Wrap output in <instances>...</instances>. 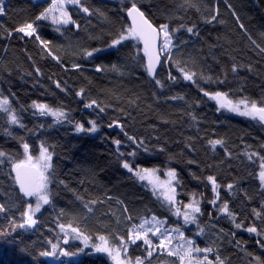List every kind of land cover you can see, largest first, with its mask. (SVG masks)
I'll use <instances>...</instances> for the list:
<instances>
[{
  "label": "snow or ice",
  "instance_id": "1",
  "mask_svg": "<svg viewBox=\"0 0 264 264\" xmlns=\"http://www.w3.org/2000/svg\"><path fill=\"white\" fill-rule=\"evenodd\" d=\"M255 2L258 6L264 7V0H255ZM33 3L46 4V6H42L34 16H26L13 28L0 24L4 39H12L15 35L21 40H33L41 56L51 58L64 71L69 70L65 65L64 56L70 55L73 58L71 70L79 72L88 84H91V79L85 75V65L80 61L94 60L95 54L104 49L90 48L79 42L70 43L65 49L64 45H54L52 40L45 38L41 34V29L50 26L61 37H65V34L73 29L79 32L81 23L74 18V14H82L85 19L96 16L108 24L118 23L119 27L114 32L108 33L110 42L106 47L118 52L120 48L126 46L125 42H133L132 46L135 48V54L131 57L133 66L143 69L140 77L146 74L148 83L152 85L151 96L154 100L157 102L161 99L183 101L189 109L193 105L199 106V101L189 103L183 94H168L173 86L188 82L196 85L203 97L215 101L217 112L234 113L264 128V90L259 98L246 94V77L239 75L241 70H246L247 73L258 77H264V73L260 72L253 63L241 64L236 62L234 56H231L230 59L233 62L230 65V71L234 78L239 80V86L234 89L227 87L229 85L228 70H223L221 74L214 76L206 72L201 65V60L206 57L192 53L185 54L184 49L189 46L190 40L199 39L201 36L198 24L185 22L183 16L179 14L189 9L201 13L202 6L194 0H180L176 4L175 11L161 9L160 19H157L156 11L151 7L153 0H119L118 19L115 22L102 9L88 6L85 0H33ZM223 3L239 28L248 36L256 54L264 57V46L248 34L234 6L229 3V0H223ZM203 8L206 12V15H203L205 24L210 25L214 21L224 23L218 20L220 16L218 0L213 5H203ZM9 11L5 0H0V17L7 15ZM261 36L264 37V33H261ZM89 39H102V37L89 36ZM5 51H7V45ZM28 59L34 65L36 76H42L41 68L35 64L30 54ZM4 70L8 71L6 66ZM94 71L105 74L115 72L120 76L130 74L128 65L117 63L94 64ZM164 73L166 75H162ZM8 74L11 75V72L9 71ZM54 75L48 76V79L54 83L56 89L65 94L71 91L65 86L67 81H62L60 78L54 79ZM201 82L204 85H216V88H205L201 86ZM225 87L227 90H224ZM9 92L12 99L0 91V114H3L8 126L4 128L3 134L16 140L19 149L0 148V176L6 177L10 182L6 186L3 181H0V214L19 212V222L14 217L10 221L9 231L15 232L17 229L26 231L36 229L42 224L41 217L49 209L56 213L55 228L58 231L55 242L48 239L47 244L50 248L33 256L35 261L43 257L59 261V264H82L84 256L103 254L111 264H231V254L227 251V248L231 247L249 258L245 264H264V255H256L248 251L245 247L247 242L237 238L238 231L246 232L250 236H255V244L260 250H264V142L256 146L245 144L242 153L236 156L237 159L243 156L252 165L258 164V171L250 172L249 175L258 180V195L261 202L259 208L251 209L250 215L254 219L250 223H245L247 217L238 220L241 214L230 207L228 199H222L221 189H225L229 195H235L240 191L236 183L223 185L215 174L201 176L196 172L189 173L194 180L210 186L212 198L207 203L217 213L216 219L221 217L227 219L233 226L234 230L226 232L223 228L216 229V224L201 223V217L205 215L202 208L205 200L203 193H187L189 196L187 203L178 199L185 194L178 192V189H183L185 186L175 167L168 166L163 172L162 179L160 168L143 167L137 162L142 153H150L153 150L164 153L167 142L150 147L145 137L129 134L126 122L113 119L107 127L119 128L127 141L125 143L119 138L111 140V143L115 145L114 155L119 167L126 170L130 179L149 189L161 209L169 213V217L176 219L170 221L169 217L155 213L134 216L129 212L124 200L114 198L106 190L102 194L89 191L85 185L95 184V173L91 169H81L83 175L78 184L82 186V190L71 187V181L57 171V165L54 162V157L57 156V145L50 143L45 133L49 129L68 124L72 126L76 134H96L102 126L98 119L88 120L89 126L85 127L84 123L75 121L70 111L63 106H53L33 100L29 107L34 115L52 118L51 124H39L38 129L42 131L37 132L27 128V125L22 122L20 113L24 108L21 106L18 111L13 106L16 94L10 90ZM108 94L116 101L124 99L119 91H109ZM74 95L80 98L85 109H92L98 116L112 107L111 103H106L103 99L91 98V92L86 87H80L79 90L74 91ZM139 101L141 96L134 95V98H129L127 103L138 108ZM118 111L125 117L130 115L123 107H119ZM186 114L195 125L199 124L194 112L188 111ZM160 119L164 124L170 123L164 116ZM12 126H18L36 136L39 141L38 148L22 136H13L10 131ZM197 131H199L198 128ZM154 139L159 141L160 137L157 135ZM195 140L196 138L191 136L185 138V148L189 152L196 151ZM207 145L213 152L216 151L217 146L223 148L225 155L229 158L234 155L228 147L226 137L207 139ZM128 148L131 150H122ZM172 159L174 157L169 156V161ZM187 164L196 165L199 168V162L194 159H188ZM207 167L212 168L213 165L208 164ZM59 189L71 192L73 196V200L67 201L63 207H58L57 204ZM243 195L249 202L254 198L246 190L243 191ZM113 200L119 210V215L117 212H110L114 225L104 223L96 217L97 208ZM76 203L79 204V209H75ZM101 215L107 216L109 213H101ZM207 215L210 220L213 218L211 212ZM94 217L96 224L102 225V231L99 228L95 231L89 229V221ZM181 220L182 223H180ZM188 225L196 226L192 235H186ZM49 231L53 229L50 228ZM200 238H204L203 247L198 243Z\"/></svg>",
  "mask_w": 264,
  "mask_h": 264
},
{
  "label": "trees",
  "instance_id": "2",
  "mask_svg": "<svg viewBox=\"0 0 264 264\" xmlns=\"http://www.w3.org/2000/svg\"><path fill=\"white\" fill-rule=\"evenodd\" d=\"M5 2L10 11L7 15L0 17V24L7 28L15 27L26 16H34L41 10L42 6H46V4H34L33 0H5ZM179 2L180 0H153L151 7L156 11L157 19H160L161 9L175 11L176 4ZM194 2L202 6L201 13H197L194 9L179 13L185 22L197 23L201 32L199 39L190 40L189 46L184 49L185 54L192 53L206 57V59L201 60V65L206 72L214 76L221 74L223 70H228L229 85L227 87L234 89L239 86V80L234 78L230 71V65L233 62L230 59L231 56H234L236 62L241 64L253 63L260 72L264 73V57L258 56L253 50L248 36L236 24L223 0H218L220 12L218 20H222L224 23L214 21L210 25L203 22V15H206L203 5H213L217 0H194ZM85 3L90 7L102 9L113 22L117 21L119 0H85ZM229 3L240 15L241 21L252 39L264 46V37L261 36V33H264V7L258 6L255 0H229ZM74 18L81 23L79 32L73 29L71 32H67L65 37H61L50 26H46L41 29V34L52 40L54 45H64L65 49L70 43L76 44L77 42L90 48L104 49L95 54L94 60L80 61L85 65V75L91 79V84H88L79 72L71 70L70 65L73 58L70 55L64 56L65 65L69 68L68 71H64L51 58L42 57L33 40H21L15 35L12 39H4L3 32L0 31V91L9 96V90L16 94L15 99H13V106L18 111L23 106L24 110L20 115L27 128L40 132L42 130L38 129V125L41 123L51 124L52 118L34 115L30 105L23 103L20 90L23 86H28L31 94L37 100L45 99L47 100L46 103L53 106H63L70 111L75 121L84 123L85 127L89 126L87 122L90 119H98L102 125L96 134H76L72 126L68 124L49 129L45 133L47 140L57 145V156L54 157V162L57 165L58 173L71 181V187L82 190V186L78 184L83 175L81 169H91L95 173V184L85 185L90 192L102 194L106 190L114 198L124 200L129 212L134 216L155 213L169 217V213L161 209L150 190L143 187L141 183L130 179L126 170L120 168L116 162L115 145L111 143V140L119 138L125 143L127 141L119 128H108L107 125L113 119H119L126 122L129 134L145 137L150 147L167 142L164 153L155 150L150 153H142L137 162L143 167L155 166L163 170H166L168 166L175 167L185 186L183 189H178V192L185 193L178 197L184 203H187L189 199L187 193H203L205 197L202 204L205 215L201 217L203 225L213 223L216 224V229L223 228L226 232L234 230L227 219L222 217L216 219L217 213L207 203L212 198L210 186L194 180L189 174L190 172H196L201 176L215 174L218 181L223 185L236 183L240 191L235 195H229L225 189H221L222 199H228L230 207L241 214L238 216V220L247 217L245 223L252 222L254 218L250 215L251 209L253 207L259 208L261 200L258 195V180L254 176H250L249 173L257 172L258 164L252 165L243 156H240L239 159L236 156L242 153L245 144L256 146L258 143L264 142V128L245 117L231 115L223 111L217 112L215 101L203 97L198 87L188 82H181L179 85L173 86L168 94H183L189 103L199 101V106L193 105L189 109L183 101H164L161 99L157 102L151 96L153 89L147 81L146 74L140 77L143 69L133 66L131 59L135 54L133 42H125L126 46L120 48L118 52L106 47L107 43L110 42L108 33L114 32L119 24L105 23L96 16L85 19L82 14H74ZM89 36L102 37V39H89ZM184 38L187 39V36L184 35ZM6 45L7 51H5ZM213 45L215 47H212ZM29 54L35 60V64L41 68L42 76H36L34 65L28 59ZM113 63L128 65L130 74L120 76L115 72L105 74L94 71V64L111 65ZM5 66L8 71L4 70ZM9 71L11 75L8 74ZM28 73H32V75H28ZM53 74H55L54 79L60 78L62 81H67L65 86L71 91L65 94L56 89L54 83L48 79V76ZM162 75H166V73ZM239 75L246 77V94L259 98L262 90H264V77L249 74L246 70H241ZM201 86L216 88V85H204L202 82ZM80 87H86L90 90L91 98L103 99L106 103H111L112 107H109L106 113L99 116L92 109L84 110V104L80 98L74 95V91L79 90ZM227 87L224 90H227ZM109 91H119L124 99L116 101L108 94ZM134 95L141 96L138 108L127 103V100L134 98ZM10 99H12L11 96ZM119 107H123L125 112L130 113V115L127 117L121 115L118 111ZM188 111L194 112L197 116L198 125H195L186 114ZM161 116L166 117L170 123H162ZM153 126L155 127L153 128ZM5 127H8L5 118L3 114H0V148L19 149L16 140L3 134ZM10 131L13 136H22L38 148L39 141L36 136L18 126H12ZM157 135L160 137L159 141L154 139ZM189 136L196 138V151L194 153L185 148L184 141ZM219 137H226L228 147L234 154L232 158L225 155L223 148L217 146L216 151L213 152L207 145V139ZM122 150H131V148ZM169 156H173L174 159L169 161ZM188 159L198 161L199 168L196 165H188ZM208 164H212L213 167L208 168ZM66 173L68 175H65ZM0 181H3L6 186L10 183L4 176H0ZM244 190L254 197L252 201L246 200L243 195ZM58 191V207H63L67 201L73 200L71 192L63 189ZM74 207L79 209L80 206L76 203ZM110 212H117L119 215L114 200L98 207L96 217H99L104 223L114 225ZM209 212L213 214L211 220L207 215ZM101 213H109V215L105 216ZM55 216L56 213L49 209L41 217L42 224L38 225L36 229L27 231L17 229L15 232H10V221L14 217L19 222V212L13 211L7 215L0 214V264H56L52 263L49 258L41 257L38 261L33 259V256L40 251L50 248L47 244L48 239L55 242L58 231L55 228ZM169 219L171 221L176 218L169 217ZM88 227L92 231L97 230V228L103 230L102 225L96 224L95 217L89 221ZM50 228L53 231H49ZM186 228V235H192L196 230V226L192 228L186 226ZM237 238L247 242L245 247L248 251H252L256 255H264V250H260L255 244V236L238 231ZM203 241L204 238L198 240L202 247L204 246ZM75 244L78 245L79 243ZM227 251L231 254V264H245L246 260L249 259L237 249L228 247ZM82 264H111V262L103 254H96L84 256Z\"/></svg>",
  "mask_w": 264,
  "mask_h": 264
},
{
  "label": "rangeland",
  "instance_id": "3",
  "mask_svg": "<svg viewBox=\"0 0 264 264\" xmlns=\"http://www.w3.org/2000/svg\"><path fill=\"white\" fill-rule=\"evenodd\" d=\"M20 90H21V93H22V97H23L22 100H23V103H24V104L31 105V102H32L33 100H37V99L31 94V91H30V89L28 88V86H23V87L20 88ZM37 101H38V102H44V103H46L47 100H45V99H40V100H37ZM228 114L236 115V114H234V113H228ZM236 116H238V115H236ZM161 172H164V170L161 169ZM160 174H161V178L163 179V178H164L163 173H160ZM187 227L192 228V227H195V225H188ZM74 243H79V242H74ZM49 259H50V258H49ZM50 260H51L52 263L59 264V261H54V260H52V259H50Z\"/></svg>",
  "mask_w": 264,
  "mask_h": 264
},
{
  "label": "water",
  "instance_id": "4",
  "mask_svg": "<svg viewBox=\"0 0 264 264\" xmlns=\"http://www.w3.org/2000/svg\"><path fill=\"white\" fill-rule=\"evenodd\" d=\"M84 110H86V109L84 108Z\"/></svg>",
  "mask_w": 264,
  "mask_h": 264
}]
</instances>
